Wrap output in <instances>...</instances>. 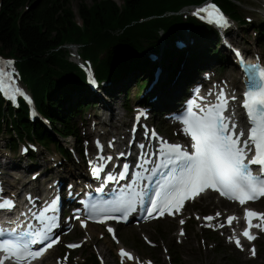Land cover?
Returning <instances> with one entry per match:
<instances>
[{
	"label": "trees",
	"instance_id": "obj_1",
	"mask_svg": "<svg viewBox=\"0 0 264 264\" xmlns=\"http://www.w3.org/2000/svg\"><path fill=\"white\" fill-rule=\"evenodd\" d=\"M78 1L81 5L75 12L71 0H0V58L14 60L37 113L47 122L32 121L22 98L15 108L0 95V136H10L12 151L21 142H34L47 150L54 145L59 154L73 158L69 146L59 144L57 138L73 135L80 142L75 119L83 115L84 98L91 91L84 67L99 87L115 84L127 71L152 72L159 61L176 59L172 79L183 62L189 68L196 62V68L200 59L201 63L215 56L223 60L216 49L217 31L184 12L207 0H122L121 6L113 0H95L91 6ZM214 2L231 19L247 25L235 1ZM200 68H193V75L198 77ZM153 75L154 71L151 80ZM138 82L141 96L148 81ZM187 86L188 90L191 84ZM141 104L148 106V99ZM123 106L129 110L127 104ZM28 154L33 157L34 152L29 149ZM83 264L100 261L85 255Z\"/></svg>",
	"mask_w": 264,
	"mask_h": 264
},
{
	"label": "rangeland",
	"instance_id": "obj_2",
	"mask_svg": "<svg viewBox=\"0 0 264 264\" xmlns=\"http://www.w3.org/2000/svg\"><path fill=\"white\" fill-rule=\"evenodd\" d=\"M113 1L119 6L123 4L122 0ZM233 1L239 5L238 14L243 17L247 25L243 26L237 21L230 20L229 26L220 32V35H218V45L215 47L219 52H222L221 56L223 60H217L216 56L214 58H207L203 63H201V59L199 60L200 62H198L197 67L200 66L204 70H208L203 74L207 81L211 79L212 82L220 81L226 83L228 82L226 79L229 77V82H233L238 76H241L233 56L234 47L238 48V46H241L248 53H257L259 59L264 61V35H262L264 33V3L260 0ZM71 2L75 12H78L81 3L78 0H71ZM94 2L95 0H86L85 4L86 6H91ZM184 11L187 12L186 9ZM78 21L80 22V20ZM234 27L238 30L240 42L232 43L229 40L231 48L223 49L220 47L221 35L224 31L226 34L231 35V30ZM182 32L187 33V30L183 29ZM68 47L74 50L78 48L77 46ZM231 60L233 61L232 65L230 64ZM7 62L9 71L17 81H20L18 72L13 65L14 63H12L13 60ZM175 62L176 59L155 62L157 66L153 70L154 75L152 80L149 75L153 71L140 73L132 70L127 71L123 78L115 84L105 83L104 85H99V87L96 86L95 89L90 87L91 91L86 93V97L84 98L86 105L82 110L83 115L75 119L78 122L77 131L80 135V142L74 147L76 139L73 135H70L71 137L66 139L57 138L59 144L66 148L69 146L73 158L59 154L54 145H50L47 150L34 142L30 144L21 142L17 150L12 151L9 149L11 143L10 136L6 133L1 135L0 182L16 190H20L25 182H31L28 188L34 189L38 187L40 190H44L52 187L57 173L62 171L63 168L69 171L68 175L65 174L66 179H68V185L69 183L72 185L75 182L71 177L73 172L75 173L73 176H76V180L90 179L86 169L87 159L84 160L81 154L78 156L79 153L83 152L84 156L88 157L97 151L96 146L93 145L95 136L91 138L86 137L90 128L95 126L99 128L96 121L99 123L106 120L109 122V129L112 124L114 128H118L121 132H129L133 128L132 122L135 120L137 107L142 105L141 103H144L146 99H148L147 107L152 116L148 119L144 128L150 131V128L154 126L160 132V136L166 141L174 142L175 140L183 139L184 137L181 138L178 135V132L183 134L181 129L179 126L172 124L170 114L174 108L181 109L183 100L192 93V89L187 90L186 87H188L187 84H192L197 79L193 75V68L195 70L197 67L195 68L196 62L190 68L189 64L183 62L176 70L174 77L170 79ZM208 63L212 64L213 69H207ZM91 75L88 70L87 76L91 77ZM157 77L158 86L153 92H150ZM143 80L148 81V85L144 90L142 89L143 94L138 96L140 93L138 81L143 82ZM174 81L178 82L176 87L185 85L184 95L179 102H173L174 104L162 103V99L170 95L169 88ZM96 85H98L97 82ZM96 90H101L103 96L96 93ZM158 95L161 98V102L155 103L154 99ZM99 97L105 98L110 103L113 98H116L117 101H114L113 108H110L108 105H104ZM124 104H127L129 110L125 109ZM86 121L88 129L84 127ZM24 149H27V153ZM29 149L34 152L33 157L28 154ZM19 157L21 161H18ZM15 160L17 162H12ZM7 163L13 164V166L7 167ZM56 167L58 170H55ZM46 168H49V171L52 170V172L49 173ZM43 172L45 174L41 176ZM68 185L66 184L65 188ZM69 192V189H65L62 194L66 197ZM213 200H218L215 195L210 197V201H206L205 198H199L189 203L183 209L182 216L166 217L163 220L144 224L116 226L117 231L114 234V238L108 236L109 233L105 226L94 229L97 235L93 238L84 230V225L82 226L79 222H73L71 223V229H65L61 234L62 242L58 248L41 261L40 264H83L85 255L97 256L100 264H174L179 261L181 264H264V233L259 234L254 243L242 246L240 247L241 250H239L234 246V242L231 241L229 232L225 229H220L221 226H224L225 216L229 214L228 209L224 210L225 213L222 215L220 226H216L215 228L211 225V228H207V225L203 224L202 221L205 216L219 213V211L209 205ZM245 207L247 206L239 208L241 214H243ZM250 207L264 213V199L257 204H252ZM232 209H236L233 204ZM66 216L70 219L72 214L68 212ZM181 220L184 223H181ZM186 238L201 253V259L194 263L187 260V256L181 245ZM69 242H82V245L78 249L71 251L67 248ZM120 247H124L137 255V258L135 259L131 255L129 263H126L124 259H121L118 252ZM209 250H213V252L209 257H206V252Z\"/></svg>",
	"mask_w": 264,
	"mask_h": 264
},
{
	"label": "snow or ice",
	"instance_id": "obj_3",
	"mask_svg": "<svg viewBox=\"0 0 264 264\" xmlns=\"http://www.w3.org/2000/svg\"><path fill=\"white\" fill-rule=\"evenodd\" d=\"M205 13L213 23L226 27L229 21L216 8L214 4H209L206 7L200 8L196 13ZM260 76L264 78V70L260 71ZM20 90L16 89V93ZM247 99L243 107L246 109L247 117V132L245 130H237L236 122L231 116H225L223 113L227 107V99L221 93L218 99L220 103L217 105H209L201 107L195 101L187 109V114L182 118V123L185 125L184 132L190 135L193 151L190 153L181 145L167 144L166 149L161 152L164 155V160L156 168L153 175L160 177L156 180V188L152 190H144L143 193H135V196L147 197V202L150 208L146 209L149 216L153 211L163 210L176 202L189 190L199 189L203 191L205 187L219 185L224 191L222 195L231 193V198L239 199L240 203L245 202V197L255 199L257 192L264 195V83L260 84L255 91H250L246 94ZM14 98L13 96L9 97ZM201 99H203L201 97ZM235 99V97H233ZM193 107L198 108L202 115H198L193 111ZM231 124V127H230ZM243 137V139H241ZM141 148L144 145L140 146ZM98 151H102V145L97 141ZM27 151V149H24ZM121 155H124L121 153ZM105 159L111 160L112 157L98 155V161ZM247 160V163L245 161ZM91 163V161H90ZM258 165L259 170L257 175H253L250 166ZM124 173L127 172L128 166L124 165ZM166 169V171H161ZM102 171L99 167H93L92 172L95 176H99ZM124 173L119 177L112 175L107 176V180L125 178ZM259 186V187H258ZM103 191V189H99ZM154 197V198H153ZM31 199V197H29ZM135 199L125 200L123 197L116 201L110 202V211L122 213L124 217L129 212L134 211ZM15 207L14 202L8 198H0V209H12ZM41 214L36 216L37 220L41 219ZM219 215V213H217ZM249 217L257 215L254 212H248ZM79 219V216L75 217ZM211 220L213 217H207ZM234 219V217L229 218ZM83 223V222H82ZM181 223H184L181 220ZM54 225L46 226L44 240L49 242L45 248L37 251H32L29 247L31 244L43 243L44 240L37 241L34 238H29L22 242L15 240H0V251L8 253L9 257H15L17 264H22L23 261L34 259L40 256L47 248L52 247V244L58 242L52 240L47 234L50 233ZM111 232L112 229H109ZM0 230V235H3ZM24 235L31 237L32 233ZM40 235V233H36ZM245 235H248L245 233ZM249 239H254L248 236ZM239 246V240H236ZM77 245H69L76 247ZM254 254V250H253ZM122 256H129V253L121 250ZM3 264V260H0Z\"/></svg>",
	"mask_w": 264,
	"mask_h": 264
},
{
	"label": "bare ground",
	"instance_id": "obj_4",
	"mask_svg": "<svg viewBox=\"0 0 264 264\" xmlns=\"http://www.w3.org/2000/svg\"><path fill=\"white\" fill-rule=\"evenodd\" d=\"M260 1L264 3V0H260ZM231 31H232L231 35L226 34L225 31L221 35L220 47H222L223 49L231 48V42L232 43H237V42L239 43L240 42L238 30L234 27ZM227 37H229V38H227ZM250 54L253 55L254 57L257 56L259 58L257 53L251 52ZM245 59L247 60L246 64H248V65H256L257 64V61H255L254 59H251V58L248 59V56H246ZM230 64L231 65L233 64L232 60H231ZM208 65L209 66H207V69H210V70L213 69V67L211 66L212 65L211 63H208ZM227 68H229V66H227ZM203 70H204V68H200L199 72L197 73L198 77H197V81L195 82V83H197V85H205L207 83L212 82L211 79L209 81H207V79L204 78ZM229 79L230 78L228 77L226 80L229 81ZM222 84H226V83L222 82ZM231 84L233 85L232 90L239 91L238 89H240L241 91H243V89H244V78L242 76H238L235 80H233V82H231ZM176 85H178V82L174 81L172 83L171 87L169 88L170 95H168L166 98L162 99V103H167V104H171L172 103V104H174L173 102H179V100L184 95L185 85L184 86H180V87H178V86L176 87ZM157 86H158V82L153 86V88H152V90L150 92H153L157 88ZM196 90L198 91V93L202 92L201 88H196ZM192 91H193V89H192ZM95 92L98 93L99 95L103 96V94L101 93V90H96ZM243 93L244 92H241L240 95L242 96ZM212 97H215V96H212ZM99 99L101 100V102L104 105H108V107H110V108H113L114 101L115 102L117 101L116 98H113L111 103L107 102V100L105 98L99 97ZM103 99H104V101H103ZM242 100L243 99L241 97L239 98L238 101L234 100L232 102L231 110L239 108L240 103H241ZM154 102L155 103L161 102V98H160L159 95L154 99ZM108 110H110V109H108ZM152 112H153V110H152ZM229 116H231L235 120L236 123L241 124L237 120V118H238V113L237 112L232 111ZM96 124L98 125L99 128H97L96 126L95 127H91L86 137L87 138H91V137L95 136L93 145H95L96 148H97V141L100 142V144L102 145V151H98V148H97V152H98L99 155H103L105 157H112L111 160L105 159V160L108 161V163L110 165H113L112 162H114L116 160V158H117L116 155H119L120 153L124 154L123 158L125 157V155L126 156H131V154H127V147L129 146L128 143H127V140L129 142L131 141L133 143V146H131V151H132L133 148L136 147L135 141L138 139L139 135L137 133H139V132H136V133L134 132L133 133L132 130H130L129 133L121 132L120 130H118V128H114L112 124L110 125V129H109V126H108L109 122H107L106 120H105V122L100 121L99 123H98V121H96ZM172 124L176 125L174 123H172ZM87 125H88V123L86 121L84 123V127H86L88 129ZM134 125L135 126H140V124L136 122V119L134 120ZM100 128H103V129H100ZM116 130H118V131H116ZM140 134H144V135H142V139L140 140L139 144H141V143H143L145 141H149L150 145H154V141H157V140H160L162 142H166V140L164 138H161V137L155 138L154 141L151 140V137H150L151 132H149L148 137H145V133H140ZM178 135L181 138L185 137L186 140H187V137L185 135L181 134L180 132H178ZM168 143H170V141H168ZM146 144H148V142H146ZM124 146H125V149H123ZM140 150H142V148ZM18 161H21L20 157L18 158ZM12 162H17V161L15 160V161H12ZM6 166L7 167H12L13 164L7 163ZM46 169H47V171H49V168H46ZM55 170H58V168L56 167ZM50 172H52V170L49 171V173ZM68 172L69 171L67 169L63 168L62 171L57 173V175L55 174L56 178H55L51 188H55L56 187L57 189L56 190H52L53 193L58 191V189H59V195H60L61 192L63 193V191L65 189H69V191H74L75 192L73 194V196L70 198L71 200H73V199H77L79 197L78 194L82 195L86 190H90L91 189V185H90V184H92L91 177H90V179H82V180L79 181V180L75 179L76 176H73L75 174L74 172L71 175V177H72V180H75V182L72 185H71V183H69V185H70L69 186L68 182H67L68 179H66L67 177H65V174L68 175ZM42 174H45V172L41 173V176H42ZM78 181H79V183H78ZM66 184L68 185L67 188H65ZM28 185H31V182H25V184L23 185V188H28L29 187ZM51 188L47 189V191H46L47 194L51 195V192H50ZM32 190L39 191L40 188L36 187V188H34ZM213 195L214 194L203 195L202 198H205L206 201H210V197L213 196ZM65 198H67V197H65ZM197 199L198 198H196L195 200H197ZM262 199H264V197ZM195 200H193V201H195ZM193 201H190L189 203H191ZM209 205H211V207H213L214 209L219 211L220 215H217V214L209 215V216L214 218L213 222H207L206 221V217H209V216H205L203 218V221H202L203 224L204 225L210 224V225H212L215 228H216V226H220V224H221L220 223V219L222 218V215H224V213H225L224 210L228 209L229 210V214L227 216H225L224 226L223 227L221 226L220 229L221 230L225 229L226 231H228L229 234H230L231 241L234 242V246L237 249L241 250V248L238 245H235V241L237 239H241L242 231H243L242 228L246 227V223H245V216L240 213V209L239 208L244 207V206H251V204L238 205V204L234 203V205H236L237 208L236 209H232L231 204L227 203L226 200L218 199V200L211 201ZM252 209H255V208H252ZM259 212H262V211H259ZM181 214H182V212L181 213H176V214L173 215V217L179 216ZM229 216H234L235 217V220L233 221V224L231 226H227V224H226V219ZM82 222H83V220H82ZM99 227L100 226H96V225H93V224H87L86 226H84V230L87 231L88 234L91 237L94 238L97 235V233H96V231L94 229L99 228ZM251 227L253 228L254 232H256L258 235L261 234V233H264V222L256 221L255 223H253L251 225ZM61 242H62V239L59 241V243L55 247L50 249V252L48 253V255L45 258H47L54 250H56L58 248V246L61 244ZM181 245L183 247V250L185 251V254L187 256V260L189 262L194 263V262L198 261L199 259H201V253L194 247L193 243L188 238H186L181 243ZM122 249L124 250V252L129 253L130 256L133 255V257L135 259L137 258V255L133 254L132 252H130L129 250H127L124 247H120L118 252H119V254L121 256V259H124L126 263H129V256H122L121 255V250ZM212 252H213V250L212 251H210V250L207 251L206 252V257H209ZM44 259H42V261ZM38 264H40V262Z\"/></svg>",
	"mask_w": 264,
	"mask_h": 264
}]
</instances>
